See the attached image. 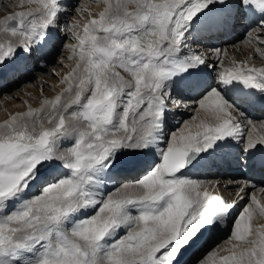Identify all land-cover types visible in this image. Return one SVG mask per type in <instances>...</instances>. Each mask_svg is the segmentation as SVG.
<instances>
[{"label": "snow or ice", "instance_id": "obj_1", "mask_svg": "<svg viewBox=\"0 0 264 264\" xmlns=\"http://www.w3.org/2000/svg\"><path fill=\"white\" fill-rule=\"evenodd\" d=\"M91 2L18 0L0 18V80L58 65L53 96L0 121V264H182L224 226L192 264H264V187L230 199L187 174L234 143L245 163L264 150L244 107L264 102V0ZM235 27L242 60L196 38Z\"/></svg>", "mask_w": 264, "mask_h": 264}, {"label": "bare ground", "instance_id": "obj_2", "mask_svg": "<svg viewBox=\"0 0 264 264\" xmlns=\"http://www.w3.org/2000/svg\"><path fill=\"white\" fill-rule=\"evenodd\" d=\"M2 1L7 3L10 0ZM81 2L94 10H98L95 8V5L92 4L91 0H81ZM196 38L201 40L203 46L214 45L227 49L229 55L235 56L237 60H242L251 54V49L245 44L248 36L243 27H235L223 35L201 29L196 34ZM253 62L257 66L264 65V59L256 56H253ZM57 68L58 65L56 63L44 62L41 67L37 68L33 73V76L39 77L38 79L13 78L8 76L0 80V115L8 114L9 112L25 111L27 107L25 101L30 102L33 106H38L42 95L40 92L41 88L45 89L43 95L49 97L53 96L55 93L50 85H56L58 82L50 73L53 69ZM212 75H215V72L211 75L205 73L204 78L211 80ZM244 107L248 117L254 122L259 123L260 121H264V102H261L259 99L249 98V103L244 105ZM191 115H193L191 111H182L179 115L169 117L170 130L173 132L176 131L180 126L179 122L189 120ZM241 147L242 145H236L235 143L231 144L222 149L219 153L213 155L210 159L197 165L187 174L191 178L206 184L228 185L227 187H220L219 191L230 199L235 198L234 190L238 188V185L247 181L257 186L256 189H252L251 191L255 192V194L260 197L261 194L257 189L259 187H264V162L259 163L258 158L264 154V150L257 151L251 161L245 163L247 157L240 155ZM237 157H239V160ZM132 179H134V177L129 176L122 179V182H130ZM229 181L233 183L229 184ZM113 183L114 181L109 182L108 187L111 188ZM247 202V197L244 201H240L237 204L235 212L237 213L239 208ZM226 234L227 226H224L222 231L213 234L212 237H209L199 247L185 253L182 264H190V262L204 250L206 244H214L216 241L225 237Z\"/></svg>", "mask_w": 264, "mask_h": 264}, {"label": "rangeland", "instance_id": "obj_3", "mask_svg": "<svg viewBox=\"0 0 264 264\" xmlns=\"http://www.w3.org/2000/svg\"><path fill=\"white\" fill-rule=\"evenodd\" d=\"M14 1V2H13ZM8 2H10V3H8ZM7 3H5V2H3L2 0L0 1V18H2L4 15H6V14H8L10 11H12L13 9H11L10 8V4H13V3H17L18 2V0H10V1H8ZM6 12V13H5ZM7 113L6 114H2V115H0V121H2V120H4V119H6L7 118ZM244 205V204H243ZM242 205V206H243ZM242 206L239 208V210L237 211V214L240 212V210H241V208H242ZM259 223H264V220H259L258 221ZM200 255V254H199ZM198 257V256H197ZM196 257V258H197ZM195 258V259H196ZM195 259H193L191 262H193ZM190 262V264H192Z\"/></svg>", "mask_w": 264, "mask_h": 264}]
</instances>
